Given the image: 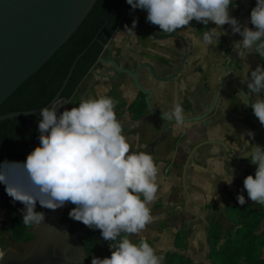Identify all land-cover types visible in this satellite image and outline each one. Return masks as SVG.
Wrapping results in <instances>:
<instances>
[{
    "label": "clouds",
    "instance_id": "1",
    "mask_svg": "<svg viewBox=\"0 0 264 264\" xmlns=\"http://www.w3.org/2000/svg\"><path fill=\"white\" fill-rule=\"evenodd\" d=\"M133 10L147 11V21L165 33L187 28L185 35L194 46L207 48L220 40L222 26L228 24L233 33L242 36L239 51L264 55V0H256L250 13V23L241 26L230 16L232 0H126ZM212 23L202 35L192 34L191 22ZM127 25V33L134 32ZM247 92L239 93L242 103L249 104L261 125H264V96L252 100L249 93L264 92V66H257L248 75ZM66 103V102H62ZM116 101L106 95L82 100L77 106L64 109L61 105L40 110L38 130L40 143L20 166L24 181H14L5 170H0V183L13 202L24 205L22 221L27 226L44 222L42 207L56 210L70 202L69 217L89 228L99 229L104 241H117L110 247L109 257H93L91 264H162L163 257L146 238L134 243L129 236H139L152 221L150 204L158 191V165L151 154L130 151L131 145L122 134V122L115 113ZM163 119L183 125L185 113L180 102L171 111H162ZM257 165L254 176L247 175L243 187L254 203L264 205V148L253 145L243 154ZM224 179V178H223ZM231 184L230 179H224ZM142 197V198H141ZM240 205L245 196L237 195Z\"/></svg>",
    "mask_w": 264,
    "mask_h": 264
},
{
    "label": "rangeland",
    "instance_id": "2",
    "mask_svg": "<svg viewBox=\"0 0 264 264\" xmlns=\"http://www.w3.org/2000/svg\"><path fill=\"white\" fill-rule=\"evenodd\" d=\"M241 3L243 7L247 6V2ZM232 4L229 6L230 16H236L241 26L253 27L250 17L243 16L239 12L233 15ZM239 4L240 2L234 5ZM124 16L125 24L129 28L132 27L133 20L136 21L134 32L127 33L125 27L121 28L108 43L102 58L106 60L112 58L122 68L131 70L143 63H150L159 76L170 78L176 74L187 54L182 70L173 79L167 82L159 81L151 76L146 68L143 70V76L139 78L144 87L154 91L152 105L161 112L171 111L173 103L178 101L182 105L185 118L202 114L215 99L223 69H235L238 72L240 87L247 92L249 82L247 68H249L250 76L251 70L262 66L255 52L246 55L244 51L237 50L240 42L239 38L236 40L235 35L238 33H233L232 27L228 24L222 26L223 34L216 45L202 48L194 46L185 35L188 32L187 28L178 29L174 33L160 31L159 26L147 21L146 10L139 8L133 10L131 5L127 4L124 8ZM190 27L192 34L200 36L215 25L212 23L204 25L193 20ZM137 94L138 89L129 74H117L112 64L98 61L72 98L68 100L67 106L72 108L82 100L102 95L113 98L117 102L114 110L117 119L122 122V134L131 145L130 151L149 153L158 167L166 166L164 177L173 175L171 181L174 184L178 183V190L187 185L191 189L196 187L199 190V193L195 192L194 195L195 201L199 202V205H196L195 216H191V210L187 211L181 223L186 224L192 218H196L195 225L210 226L212 222L219 221L224 234L227 229L237 233L240 223L236 216H230L229 208L232 205L245 207L254 203L248 199L243 181L249 174L254 176L257 165L252 164L247 157L236 156H244L243 154L252 151L253 145L263 148L264 137L260 126L247 112L246 103H242V97L234 87L232 76H229L224 84L217 108L207 118L183 123L180 127H176L175 122H170L169 126L174 128L173 133L168 131L165 123L150 111H146L139 120L129 115L127 107ZM260 95L264 96V92L249 93L252 100L260 98ZM206 120L211 121V132L202 135L204 129L201 126ZM225 125L230 127V135L225 134ZM205 139L225 140L228 143L229 153L233 156L227 155L224 148L219 145L199 146ZM196 147L201 148L200 151ZM154 148L159 149L161 154L155 151L153 154ZM214 148L218 150L216 157L205 159L201 156V152L205 150L208 154L211 150V155L215 154ZM231 170L233 181L228 184L224 179H230ZM188 191L183 190L184 201L189 199L192 201ZM240 193L246 198L244 205L238 203L237 195ZM258 231L264 233V221L260 224ZM225 235L222 236V241ZM82 236L83 233L80 237ZM30 237L32 236L29 235L27 239ZM27 248V244L25 247L20 246V251L26 253ZM262 255H264V248ZM211 264H216L215 259H211ZM242 264L246 263L242 262Z\"/></svg>",
    "mask_w": 264,
    "mask_h": 264
},
{
    "label": "trees",
    "instance_id": "3",
    "mask_svg": "<svg viewBox=\"0 0 264 264\" xmlns=\"http://www.w3.org/2000/svg\"><path fill=\"white\" fill-rule=\"evenodd\" d=\"M127 4L126 0H97L88 16L68 41L0 105V116L47 106L62 88L75 63L71 76L60 94L61 98L71 99L101 58L105 50L104 45L125 27L124 8ZM256 55L264 66V55L257 53ZM127 110L132 118L139 119L146 111V102L144 99L131 102ZM40 119L42 117L39 114H32L28 117L15 116L1 121L0 159L12 165H23L27 155L32 151L31 137L39 138L40 136L38 130ZM73 207L75 205L72 203H66L62 221L70 223L71 233H83L80 241L84 246L87 264L91 263L93 257H106L108 249L100 230L89 228L82 222L70 218L69 212ZM40 210L41 205L37 203L36 211ZM229 214L237 217L240 227L237 233L227 229L225 235L221 223L212 222L207 232L209 258L215 259L216 264H242V262L264 264V255H262L264 233L258 231L260 224L264 221V207L259 203H250L245 207L232 205L229 208ZM24 228H27V225L24 224ZM123 235L122 233L121 237ZM223 235L225 238L222 241ZM121 237H118L117 241ZM117 241L113 242L116 244ZM176 246L187 248L188 239L184 231L177 233ZM164 264H192V259L182 252L168 251L165 254Z\"/></svg>",
    "mask_w": 264,
    "mask_h": 264
},
{
    "label": "water",
    "instance_id": "4",
    "mask_svg": "<svg viewBox=\"0 0 264 264\" xmlns=\"http://www.w3.org/2000/svg\"><path fill=\"white\" fill-rule=\"evenodd\" d=\"M96 2L97 0H0V105L68 41ZM107 45L105 44L104 47L106 48ZM186 60L187 54L176 74L165 80L175 78ZM99 61L112 64L117 73L129 74L137 89L146 95L148 109L163 121H167L163 119L162 112L154 108L151 103L153 90L144 87L139 81V71L145 66L151 69L154 77L164 81L157 75L152 64L143 63L133 71L129 68H122L112 58L106 60L101 57ZM74 65L60 91L45 106L50 107L61 103L58 114L66 108L70 109L67 106L68 100L61 98L60 94L71 76ZM230 74L233 76L236 90L239 93L245 92L238 83V72L235 69L227 70L220 79L211 106L200 115L186 117L184 123L203 120L215 110L220 101L224 83ZM246 107L260 126L264 137V126L260 124L250 105L246 104ZM41 109L10 112L1 115L0 122L15 116L28 117L32 114H39ZM39 143L40 140L37 144H33L31 149ZM205 143H221L225 146L226 152L229 151L228 146L222 142L211 140ZM7 168L9 178L14 181H19L25 175L21 167H9L8 165ZM65 210L66 204L56 210L41 206L40 212L44 213L45 219L39 226H33L34 238L30 241L27 252L18 254L9 249L0 260V264H87L84 246L80 241L82 232H70V223L62 221Z\"/></svg>",
    "mask_w": 264,
    "mask_h": 264
},
{
    "label": "crops",
    "instance_id": "5",
    "mask_svg": "<svg viewBox=\"0 0 264 264\" xmlns=\"http://www.w3.org/2000/svg\"><path fill=\"white\" fill-rule=\"evenodd\" d=\"M243 1L247 2V6L243 7L241 5V2ZM238 2H240V4L235 6L234 4ZM232 3H234L231 6L233 15H236L237 12H239V14H242L243 16L250 17L251 10L256 5V0H232ZM232 17L236 18V16ZM235 36L237 37L236 40H238V38L239 41L242 40V36L239 34ZM210 123V120L203 122L201 126L204 129L202 131V135L211 132L210 128L212 126H210ZM200 149L201 148H199L198 151H200ZM214 149L216 150H213L215 151V154L211 155L212 150L209 152V154L207 150H205L201 152V156L205 159L206 157H216L218 150L216 148ZM206 154L208 155L206 156ZM165 167L166 166L158 167V191L156 193V198L150 204L151 215L153 218L152 221L146 225V229L139 236L131 235L129 238L134 243H139L141 237L146 238L150 245L157 250V254L163 257L162 264L165 262V254L168 251L182 252L185 256H188L192 259V264H211V259L208 256L209 244L207 241V232L209 226H197L198 224L195 225L196 218H192L190 220L192 222L189 221L186 224L181 223L183 216L184 214H187V211L191 210V216H195L197 211L196 205H199V202L195 201L196 196L194 195L195 192L199 193V190H197L195 187V191L194 187L191 189L188 185L183 188L182 184V189L178 190V183L174 184L171 181L174 177L173 175H171V177H164ZM184 179L185 178H183V180ZM184 189L189 190L188 194L189 196L191 195L190 198L192 201L190 199L184 201L182 197ZM179 231H184L187 236L188 246L185 249L178 248L176 246V235Z\"/></svg>",
    "mask_w": 264,
    "mask_h": 264
},
{
    "label": "flooded vegetation",
    "instance_id": "6",
    "mask_svg": "<svg viewBox=\"0 0 264 264\" xmlns=\"http://www.w3.org/2000/svg\"><path fill=\"white\" fill-rule=\"evenodd\" d=\"M144 68L148 69L150 75L154 77V75L152 74L151 69L148 66H145L142 69H140L139 78L141 76H143ZM136 69H134L133 71H135ZM226 71H227V69H223V75H224V73ZM117 74H121V73H117ZM157 75H158V73H157ZM229 76H232V74H230ZM159 77L164 79V82L169 81V80H165L167 78H164L162 76H159ZM154 78L159 80V81H163V80H160V79H158L156 77H154ZM232 80H233V76H232ZM148 89H150V88H148ZM153 98H154V91H153V96L151 98V103H152ZM139 99H144L145 102H146V95L138 90V94L136 95V97L131 102H134V101L139 100ZM246 110H247V107H246ZM146 111H150L148 109V107H147V102H146ZM146 111L144 113H146ZM247 112H248V110H247ZM198 115H200V114H198ZM193 116H197V115H193ZM139 119H135V120H139ZM228 121H230V120H228ZM163 122L165 123L168 131H171L173 133L174 132V128L170 127L169 123L170 122H174V121H163ZM227 125L225 127L226 128L225 134L226 135L227 134L230 135L231 134L230 127L227 126ZM211 140H216V141L222 142V143H224V144H226L228 146V143L225 140H219V139H205L202 142L203 143L202 145H206V144H212V145H217V146L219 145L222 148H224V151L226 152L225 146L222 145L221 143H205V142H209ZM30 141H31L32 145L33 144H37V142L39 141V138L31 137ZM154 149H152V153L153 154H154V151L157 152V153H160L159 149H155V150ZM157 153H156V155H159ZM226 154L230 155L229 151L226 152ZM156 159H158V158H156ZM161 160H163V159H161ZM8 165H9V167H20V166L12 165L10 162L5 161L4 159H0V170H5L6 171L8 169L7 168ZM24 179H25V175L19 181H24ZM5 187L6 186H5L4 183H0V260L4 257L5 252L7 250H9V249H12L14 252H17L18 254H24L25 251L21 252L20 251V246L25 247L26 244H27V246H29L30 241L34 238V234L32 232L33 226H27V228H24V223L22 221V209L24 208V205L22 203L18 202V201L17 202H13L12 198L7 195V193L5 191ZM29 235H31L32 237L27 239ZM27 250H28V248H27Z\"/></svg>",
    "mask_w": 264,
    "mask_h": 264
},
{
    "label": "built area",
    "instance_id": "7",
    "mask_svg": "<svg viewBox=\"0 0 264 264\" xmlns=\"http://www.w3.org/2000/svg\"><path fill=\"white\" fill-rule=\"evenodd\" d=\"M106 248L108 249V253L106 257H109L111 255V249L110 247H114L115 243L113 241H105Z\"/></svg>",
    "mask_w": 264,
    "mask_h": 264
}]
</instances>
